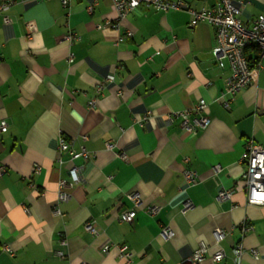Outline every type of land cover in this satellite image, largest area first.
<instances>
[{
	"label": "crops",
	"instance_id": "0c3cea01",
	"mask_svg": "<svg viewBox=\"0 0 264 264\" xmlns=\"http://www.w3.org/2000/svg\"><path fill=\"white\" fill-rule=\"evenodd\" d=\"M182 1L195 9L219 2ZM7 3L14 7L1 9ZM233 4L246 23L264 14V0ZM91 5L0 0V123H7L0 133V264H194L202 243L208 253L200 264H238L239 245L240 264H264V205L248 203L242 163L248 140L264 147V72L254 73L227 110L221 99L231 69L212 54L211 24L193 27L187 11L144 4L120 20L112 0ZM69 33L79 39L70 43ZM202 100L208 107L197 114ZM182 111L194 131L183 128ZM203 115L206 127L195 124ZM61 138L87 156L74 164ZM75 165L79 182L70 174ZM222 188L233 191L230 199L218 198ZM187 202L193 207L184 212ZM151 205L159 207L156 216ZM130 209L133 223L119 221ZM87 223L95 235L84 231ZM168 227L174 235L166 240ZM220 250L225 258L217 263Z\"/></svg>",
	"mask_w": 264,
	"mask_h": 264
},
{
	"label": "built area",
	"instance_id": "2783aa9c",
	"mask_svg": "<svg viewBox=\"0 0 264 264\" xmlns=\"http://www.w3.org/2000/svg\"><path fill=\"white\" fill-rule=\"evenodd\" d=\"M73 0H61V3L65 9L69 8ZM234 0H219V2L211 7H203L201 9L192 8L186 2L182 0H112L114 6L118 12V18L124 19L131 11L137 9L140 5L144 4L148 7H152L156 10L164 11L166 13L173 11H187L191 16V26L195 27L201 22L211 24L216 31V44L213 47L212 54L217 60L220 68H225L227 65L231 69V75L225 80V92L222 96L221 103L223 107L230 110L233 102L236 99L238 93L244 90L253 80L255 72H264V14L259 15L252 23H246L242 19V9L239 6L233 4ZM97 3V0H92V5ZM14 7L13 3L3 4L1 9L9 10ZM5 22L8 23L10 18L4 17ZM113 25L115 28H119L118 23H107ZM102 26H99L101 28ZM33 30L35 26H30ZM128 36H132L131 32H128ZM67 41L72 43L78 40V36L75 33H69L65 37ZM252 49L255 52L254 57H250L247 50ZM95 100L90 101L89 106H95ZM208 107L206 101L202 100L195 108V113L202 114ZM179 115L183 119L182 126L184 129L194 131L195 127L189 122V111H182ZM210 123V119L207 116H201L195 120V124L202 127H206ZM7 127V123L2 121L0 123V133ZM86 138V137H85ZM111 142L107 143L109 149L113 148ZM61 152H68L71 155V161L85 158L88 154L87 150L83 147L80 151H75L71 143L66 139H60ZM126 159V154L121 155ZM243 164L246 165V170L243 173V178L246 182V193L248 203L252 205H264V147L254 143L252 140H248L245 148V155L243 157ZM75 164V163H74ZM77 165L70 168V174L74 182L80 181V171ZM3 173V169H0V174ZM186 178L194 181L196 173L192 171L186 172ZM64 185V181H62ZM233 191L228 189H220L218 192V198L220 200H228L232 197ZM60 200L65 201L69 195L61 192ZM129 198L133 201L135 206H140L142 201L139 195L132 194ZM191 202H187L184 206V212L192 209ZM148 212L156 216L159 212V207L151 205L147 208ZM137 217V211L130 209L120 214L119 221L126 223H133ZM252 227L245 228L250 230ZM84 231L91 235H95L97 230L92 223L84 225ZM224 232L220 229L215 231V237L217 240L221 239ZM164 239H171L174 232L171 228H165L162 232ZM110 248V244L102 247L103 252H107ZM121 253L127 258L131 257V253L126 245L120 247ZM243 252V246L239 245L235 249L237 263H241V256ZM208 253L207 245L202 243L200 247L193 254L192 260L194 264H200ZM256 254V251H254ZM225 258V252L220 250L213 256V260L217 263L221 262Z\"/></svg>",
	"mask_w": 264,
	"mask_h": 264
}]
</instances>
